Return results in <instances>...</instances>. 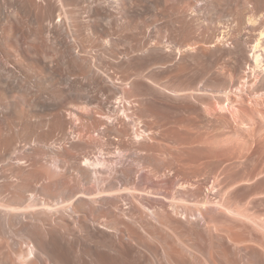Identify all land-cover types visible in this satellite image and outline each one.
Returning a JSON list of instances; mask_svg holds the SVG:
<instances>
[{
	"label": "bare ground",
	"instance_id": "6f19581e",
	"mask_svg": "<svg viewBox=\"0 0 264 264\" xmlns=\"http://www.w3.org/2000/svg\"><path fill=\"white\" fill-rule=\"evenodd\" d=\"M246 71L263 95L264 0H0V264H264V189L138 141L194 103L252 123Z\"/></svg>",
	"mask_w": 264,
	"mask_h": 264
},
{
	"label": "rangeland",
	"instance_id": "374dc122",
	"mask_svg": "<svg viewBox=\"0 0 264 264\" xmlns=\"http://www.w3.org/2000/svg\"><path fill=\"white\" fill-rule=\"evenodd\" d=\"M237 81V89L230 96L238 102L235 107L238 114H254L252 123L242 125L238 120L235 122L227 111L214 107L207 110L190 100L197 106L196 111L183 115L179 124L163 129L165 141L148 138L138 141L147 146L168 148L175 156L176 167L183 173H196L199 179L207 173H215L219 181L232 182L231 194L248 193L251 188L264 189V173L255 176L253 182L246 179L256 165H264V156L252 155L264 137V114L260 112L264 111V94L254 92L255 79L250 71L240 73ZM220 116L224 119H217ZM123 141L128 142L129 137L125 136ZM212 152L218 157L209 156ZM227 158V161H221ZM260 203H264V191L254 196L250 205Z\"/></svg>",
	"mask_w": 264,
	"mask_h": 264
}]
</instances>
